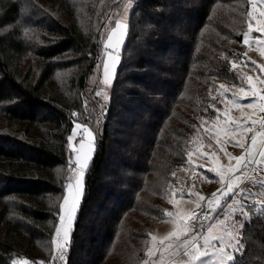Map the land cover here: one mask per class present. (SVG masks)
Instances as JSON below:
<instances>
[{
    "label": "trees",
    "instance_id": "16d2710c",
    "mask_svg": "<svg viewBox=\"0 0 264 264\" xmlns=\"http://www.w3.org/2000/svg\"><path fill=\"white\" fill-rule=\"evenodd\" d=\"M124 2L0 0V264L51 253L75 121L96 150L65 264H143L190 127L220 81L239 83L251 0H133L103 103L102 40ZM240 241L231 264H264V207Z\"/></svg>",
    "mask_w": 264,
    "mask_h": 264
},
{
    "label": "rangeland",
    "instance_id": "374dc122",
    "mask_svg": "<svg viewBox=\"0 0 264 264\" xmlns=\"http://www.w3.org/2000/svg\"><path fill=\"white\" fill-rule=\"evenodd\" d=\"M253 2H255L256 11L253 12L249 20L253 30L248 27L246 31L249 34V43L245 44L246 52L243 61L235 63L239 83L233 85L220 81L218 87H214L211 90L212 97L215 99V103H212L214 111L209 117H198L190 127L186 163L175 171L176 180L169 187L165 199L166 218L154 225L143 264L146 261H149L150 264H217L218 255H213V252L221 247V242L217 239L221 235L224 237V243L228 245L227 253L234 257L233 260L227 261V264H231L236 259L237 252L240 251H236L231 247L235 240H238L241 245L240 238L243 227H240V225H244L245 220L250 217V212H256L259 208H262L257 205L264 200V171H261V169H264V163L259 162L260 158L257 154L255 157H249L247 160L241 161L240 165L237 164V158L244 157L246 149L251 148L253 152L257 151L260 145V138L259 136L257 137V147L253 148L251 137L254 132L264 131V129H259L258 125L252 126L247 123L253 118L259 120L264 115L258 110L253 111V109L247 108L248 104H259L260 102L259 97H251L247 77H252L253 83L258 88H264V83H261L264 80V52L261 51V49H264V35L254 30L257 27V21H264V16L260 15L261 12H264V0H251L250 11H252ZM132 6L133 0H125L119 9L112 13L109 18L110 23L107 26L106 35L102 40L99 96L103 103L109 99L110 90L121 63L122 51L129 31V17ZM117 20L126 25L125 35L120 37L122 43L117 45L114 50L106 49L105 45L108 43V35L115 29ZM108 51H112L113 55L118 56L119 63L115 69L112 82L108 86H104L102 65L107 60L106 52ZM221 85H223V88H221ZM241 88L248 91L249 95L244 96L240 92ZM233 100L243 105V110L234 107L231 103ZM225 112H227V117ZM228 118L236 123H245L246 126L252 127L253 131H249L241 137L240 130L236 128L234 123L230 122L227 126L225 125V121ZM75 123H80L93 132L95 153L97 134L95 128L80 121H75ZM79 138L80 133L78 132L77 139L73 141L75 146H78ZM189 153H191V156H189ZM69 154L70 159L74 160V154L70 151ZM230 166L238 169L235 178L231 181L228 180V176L233 175V173L227 171ZM72 168H74V165H72ZM218 171L225 172L224 181L220 179L217 174ZM72 176L73 173L70 171L65 186L70 182L69 177ZM85 177L84 191L81 202L78 205V211L85 194ZM71 182H74V177ZM229 182L236 185L234 188L236 194L234 196L231 193H226V190L221 191L224 188V184ZM241 190H243V195H241ZM214 193H216L215 197L213 196ZM64 195H66L65 187L61 203ZM241 204L248 205L245 208L246 219L240 213ZM77 214L73 223V231ZM182 216L188 218L185 222L188 224L189 231L181 237H170L169 233L176 230ZM58 224L59 220L57 226ZM230 233L231 235H229ZM72 234L69 245L64 250L65 261L57 259L55 264L66 263ZM153 237H155V240ZM232 237H235V240ZM206 238L211 247H205ZM193 242H195L200 252L206 250L208 255L201 256L199 260H193ZM149 249L154 251L155 254L153 256L148 255ZM50 250L51 253L44 257L40 264H52L53 244H51ZM57 255L59 254L57 253Z\"/></svg>",
    "mask_w": 264,
    "mask_h": 264
},
{
    "label": "snow or ice",
    "instance_id": "6c2138e0",
    "mask_svg": "<svg viewBox=\"0 0 264 264\" xmlns=\"http://www.w3.org/2000/svg\"><path fill=\"white\" fill-rule=\"evenodd\" d=\"M256 11L255 2L252 5V11L248 13L249 17L253 15V12ZM261 16H264V12L260 13ZM116 27L113 29L112 33L108 35V43L105 45L106 49H115V47L122 43L120 37L125 35L126 32V25L122 24L119 20L115 22ZM250 30H253L252 24L249 23L248 25ZM256 32L264 35V21H257V27L254 29ZM243 42L245 44L249 43V34L246 32L243 35ZM264 52V49H261ZM107 60L103 63V84L104 86H108L115 75V69L119 63V58L117 55H113L112 51L106 52ZM235 67V65H233ZM248 83L250 85V94L252 98L259 97V104H248L247 108L253 109V111L258 110L261 114H264V88H258L255 83H253L252 77H247ZM264 83V80L261 81ZM223 88V85H221ZM240 92L243 93L244 96H248L249 92L245 91V89L241 88ZM98 96L100 95L99 92L96 93ZM232 105L237 109L243 110V105L239 104L237 101H231ZM218 111V110H217ZM75 117V113L73 114ZM225 116L227 117V112H225ZM234 123L236 128L240 130L241 137L248 133L249 131H253L252 127L246 126L245 123H236L231 121L230 118L226 119L225 125L227 126L228 123ZM247 123H250L252 126H257L259 129H264V115H262L259 120L253 118ZM80 133V138L78 141V146L73 144V141L77 139V134ZM260 138V145L257 148L256 152H253L251 148L246 149V155L244 157L237 158V164L240 165L241 161L247 160L249 157H255L257 154L260 158V163H264V131H257L251 137V145L253 148L257 147V137ZM86 137V140H85ZM68 141V149L71 153L74 154V160L69 159L68 163L70 165H74V168H70L69 170L73 173L72 177H69L70 182L66 184V195L63 196V202L59 205V224L55 229V236L52 239V244L54 245V253L52 255V264H55V261L59 259L60 261H65L64 250L68 247L70 242V237L73 231V223L76 219V214L78 212V205L81 202L82 194L84 191V177L86 174V169L89 167V162L93 157L94 154V137L93 132L86 126L75 123L74 127L71 130V135L67 137ZM243 147V145H241ZM191 156V153H189ZM237 168L229 167L227 171L233 173V175L228 176V180L231 181L235 178V174L237 172ZM264 171V169H261ZM217 174L219 175L222 181L225 180V172L218 171ZM74 177V182H71ZM236 185L229 182L224 184V188L221 191H225L226 193H231L233 196L236 194L234 188ZM243 190H241V195H243ZM216 193L213 194L215 197ZM258 207H264V200L260 201L257 205ZM248 205L241 204L240 206V213L247 218V213L245 212V208ZM188 218L185 216L180 217V223L177 224V228L174 232L169 233V236L181 237L185 233L189 231L188 224L185 222ZM240 227H243L241 224ZM231 235V233L229 234ZM155 240V237H153ZM217 239L221 242V247L219 249L214 250L213 255H218L217 264H227V261L233 260L234 257L229 255L226 251L228 245L224 243L223 235L217 237ZM235 240V237H232ZM192 247L194 249L193 253V260H199L201 256H207L208 252L205 250L203 252L199 251V248L193 242ZM205 247H211L208 242V239H205ZM231 247L239 251L241 245L238 240H235V243H232ZM57 253L59 255H57ZM198 253V254H197ZM155 253L152 249H149V256H153ZM18 264H30L27 259L19 261ZM145 264H150L149 261H146Z\"/></svg>",
    "mask_w": 264,
    "mask_h": 264
}]
</instances>
